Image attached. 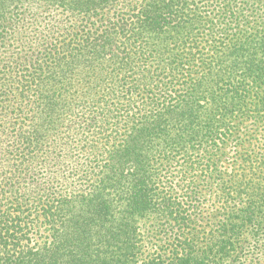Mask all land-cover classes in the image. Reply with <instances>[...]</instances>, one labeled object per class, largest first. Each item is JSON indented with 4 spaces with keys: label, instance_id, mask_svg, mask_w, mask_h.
Segmentation results:
<instances>
[{
    "label": "trees",
    "instance_id": "trees-1",
    "mask_svg": "<svg viewBox=\"0 0 264 264\" xmlns=\"http://www.w3.org/2000/svg\"><path fill=\"white\" fill-rule=\"evenodd\" d=\"M27 18L0 49V264L252 261L264 0H0V47Z\"/></svg>",
    "mask_w": 264,
    "mask_h": 264
},
{
    "label": "rangeland",
    "instance_id": "rangeland-1",
    "mask_svg": "<svg viewBox=\"0 0 264 264\" xmlns=\"http://www.w3.org/2000/svg\"><path fill=\"white\" fill-rule=\"evenodd\" d=\"M20 18V17H19ZM23 20V19H22ZM31 20H29L28 18L25 21H18L16 24V29L13 30V37H10L9 35V39L7 38L2 42V46L0 47V49H29V40L30 37L32 36V32H31ZM252 124V120L248 119L244 125H243V129L245 130V128L247 127L248 131L245 134L247 137L244 138L245 141V148H247L248 150H251L253 152H255L257 155H260L263 157L264 159V124H259L258 126H251ZM239 161L240 159H233L230 158L228 159V161L224 162V159L221 161L223 162V170L225 172H232L235 171L234 173H238L239 172ZM263 175H264V167L261 168ZM263 177V176H260ZM259 177V178H260ZM259 178H257L256 180L252 181V184H256L258 186H263V181L264 178H262V180H258ZM205 192H204V196L205 198L210 197L211 195H213L215 188H211L210 190L205 188ZM210 204L206 203V201H202V215L204 216V220L201 222L202 227H203V232L206 231L207 227L213 223H215L218 218L216 217L217 215L215 214L216 211H214V209H208V206ZM217 207V205L215 206ZM147 228H149V225H147ZM246 237V234L244 236V239ZM242 246L243 247H247L249 245H252V242L249 240H244L242 242ZM264 244V234L262 236V238L257 242V248L260 247L261 251H256L254 250V254L256 255V257L251 261V254L247 255L246 258L244 257H240V255L234 254L229 261L227 262V264H264V246L262 245ZM256 248V249H257ZM240 253V251H239ZM257 259L258 262L254 263V260Z\"/></svg>",
    "mask_w": 264,
    "mask_h": 264
}]
</instances>
